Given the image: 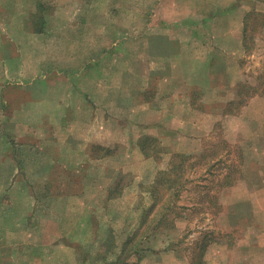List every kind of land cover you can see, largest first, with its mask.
Returning a JSON list of instances; mask_svg holds the SVG:
<instances>
[{"label": "crops", "instance_id": "0c3cea01", "mask_svg": "<svg viewBox=\"0 0 264 264\" xmlns=\"http://www.w3.org/2000/svg\"><path fill=\"white\" fill-rule=\"evenodd\" d=\"M50 1L55 11L42 20L48 29L54 24L62 49H50L48 29L32 27L38 0H0V57L7 58L0 64V264H16L19 250L25 248L21 256L27 257V247L48 244L29 242L28 234L66 231L63 220L36 223L35 217L48 218L50 205L70 204L72 210L60 212L80 215L76 206L84 205L83 195L53 194L44 170H83L88 176L91 169L95 183L108 188L127 167L118 169L114 156L99 153L118 146L129 163L146 165L142 134L164 132L171 138L168 152L180 153V138L204 141L214 126L229 123L228 133L218 132L225 136L219 144L227 145V136L237 146L248 142L249 168L264 186V89L251 74L253 63L264 58V0H105L106 17L97 13L104 0ZM130 6L139 10L134 24L119 15ZM3 9L9 13L4 22ZM256 24L261 35L250 45ZM104 40L109 46L99 48ZM4 41L14 49H3ZM93 41L94 48L82 49ZM56 57L62 59L52 69ZM160 99L166 100L162 106ZM198 99L203 113L195 110ZM27 168L38 170L42 194L34 192ZM13 195H27V201L5 203ZM239 202L253 198L231 206ZM250 211L254 216L252 206Z\"/></svg>", "mask_w": 264, "mask_h": 264}, {"label": "rangeland", "instance_id": "374dc122", "mask_svg": "<svg viewBox=\"0 0 264 264\" xmlns=\"http://www.w3.org/2000/svg\"><path fill=\"white\" fill-rule=\"evenodd\" d=\"M106 1L104 0L105 4L97 10L101 17H106ZM38 2H43L44 6L50 7L49 2L51 1L38 0ZM131 2H138V0H131ZM52 10L55 11L54 6L51 8ZM36 11L37 9L34 10L35 13ZM7 12L6 9H3V22L9 19ZM119 15L130 19L131 24H134L138 21L139 10L130 6L127 11H121ZM53 26L54 24L48 29L51 39L50 49L58 47L62 49L63 46L59 45L61 42H58V45L55 44L60 33L56 29L53 31ZM133 26L131 34L134 32L133 28H137L135 25ZM259 27V24L251 25L250 45L254 44L257 35H261L258 34ZM2 45L3 49H14L11 43L6 44L4 41ZM104 46H109V42H105V40L99 42V48ZM91 47H95L94 41L92 43L84 42L82 49ZM252 47L250 46V48ZM6 59L5 56L0 57V64H3ZM60 59L62 58L56 57L51 61L52 69L59 66ZM258 59L253 63L251 74L261 84V91L264 89V58ZM117 77L118 74L116 79H118ZM3 80L9 79L3 78ZM249 92V90H244L245 94ZM146 97L147 101L152 99V93L147 92ZM199 99L197 105L195 104V110L203 113L204 106L199 103ZM165 103V99H160L161 106ZM199 112L196 113V116H201ZM216 126H214L215 130L211 136L205 137L204 141L200 139L195 142L193 136L180 138L178 145L180 153L168 152L171 138L164 132L163 134L157 133L158 137L148 134L143 137L142 134L141 142L146 138L148 152L152 155L146 165L137 166L129 163L130 159L119 153L118 146L109 153H99V156H114L117 159L116 168L127 167L123 173L116 176L108 188H102L98 181L95 183V178L91 177L95 171L92 172L91 169L87 170L88 176L83 170L55 169L52 175L49 170H44V175L52 179L49 191L53 194L78 193L83 195V199L86 200L83 206H76L81 210L79 217L70 211H67L66 214L60 212V210L73 208L70 204H61L55 207L50 205L51 212L48 218L43 215L35 217L39 226L44 225L49 218L53 222L63 220L66 231L54 230L50 233V237L43 230L35 232L33 237L28 234L29 242H48V244L35 249L27 247L26 252L29 254L27 257L21 256L25 248L19 250L18 254H15L18 256L16 264H85L83 260L86 256L82 255H88L87 253H89V259L93 261L92 264H108L116 261L115 258L121 252L123 243L128 236L138 230L140 234L144 232L145 237L149 236L143 242V248L147 252L139 264H264V186L260 184L261 178L249 168L252 156L251 146L248 142L237 146L230 136H227V145L221 146L220 140L224 141L225 136L220 135L221 137H219L218 132L225 135L230 130V124H224L223 128ZM149 129L147 128L148 131H152ZM153 131L156 134L155 130ZM172 139L177 141V138ZM25 142L24 140L23 145L26 144ZM34 144L36 145V143ZM214 147L219 152L217 158H220L221 161L215 165L212 161L210 164L202 162L193 170H188L184 178L190 179L191 182L186 184L180 199L170 205L171 209H166L167 206L163 208V206L167 200L172 199V196L165 197L163 203L156 202L157 195L152 193V189L155 187L154 181L158 180L156 176L159 171L169 169L172 155H199L212 151ZM187 149L189 151L200 149V151L184 152ZM213 158L212 155L211 159ZM25 159L31 161L32 156L29 155ZM25 164L27 165V163ZM24 171L31 178V183L35 182L34 192L42 194L38 170L27 168ZM58 179L66 180V184L54 183ZM225 179L230 185L220 186ZM258 182L259 184H257ZM113 188L116 189L115 192H110ZM19 193L22 194L21 190ZM19 197L13 195L12 199L9 198L10 200L8 199L5 203L10 205L13 201V204L21 205L22 202L27 201V195H22V199ZM250 197L253 198L252 203L239 202L238 205L231 206L237 201H247ZM251 206L254 208V216H251ZM224 207L227 211H224ZM38 210L40 211L39 205ZM109 230L114 232L113 239L109 238ZM23 235L18 236L25 242L26 238ZM60 240L63 241L62 245H59L60 242H56L58 246L53 245L55 241ZM108 241L110 248L105 250L104 247ZM49 243L51 244L50 248L47 247ZM79 245V249L82 250L77 249ZM113 247H115V251ZM97 254L101 255L99 260H96Z\"/></svg>", "mask_w": 264, "mask_h": 264}, {"label": "trees", "instance_id": "16d2710c", "mask_svg": "<svg viewBox=\"0 0 264 264\" xmlns=\"http://www.w3.org/2000/svg\"><path fill=\"white\" fill-rule=\"evenodd\" d=\"M36 8H37V11L35 13L36 16L34 17L38 18V20L36 23H34L32 27L34 31L36 32H43L44 30L48 29V26H47L48 24L46 21L42 20V17L44 18V14L51 15L53 11H51L50 8H47L46 6H44L43 2H38ZM250 94L251 93H247V95H250ZM139 141H140L139 147L141 149V152L143 153L145 157L150 158L152 155H150V152H148V148L146 145L147 143L146 138L143 139L142 142H141V139ZM215 148L216 147H214V149L212 151L210 150V152L208 153H201L199 155H190V156H187V155L182 156L179 154L172 155V158L170 160L171 163L168 166L169 169L165 171L164 170L159 171V173L156 176L158 180L154 181L155 187H153L152 193H156L157 195L155 198L156 202L163 203L165 197L172 196V199L167 200V202L163 206V208L167 206V208L165 207L166 209H171L170 205H173L180 199L184 189L186 188L185 187L186 184H189L191 182L190 179L184 178L188 170H193L198 164L202 162H205L206 164L207 163L210 164L214 162L213 165H215L221 161L220 158H217V155L219 157V152L215 150ZM212 155L214 157L213 159H211ZM227 181L228 180L225 179V181L221 183L220 186L223 187V186L230 185L227 183ZM116 186H117V183H116ZM118 189H119V186H118ZM115 190L116 189L113 188L110 192H115ZM166 209H163V210H166ZM165 218L167 219L168 215L165 216ZM109 231H108V234L110 236L109 238L113 239L114 232L112 231L109 232ZM144 235H145L144 232L140 234L138 230L132 233L131 236H128V238L122 245L121 252L117 255V258H115L116 261L110 262L108 264H139V261L143 259L144 254L147 252V250L143 248V242L147 238H149V236L145 237ZM138 238H140V241H138ZM103 244L104 242L102 243V245ZM108 244H110L109 241L108 243H106L104 247L105 250H108L110 248ZM79 248H80V245L77 246V249L82 250ZM113 249L114 251L116 250L115 247H113ZM87 254L89 255V253ZM88 255H84V254L82 255V256H86L83 262L85 264H92L93 261L89 259ZM100 256H101L100 254L99 255L97 254L96 260H99Z\"/></svg>", "mask_w": 264, "mask_h": 264}]
</instances>
